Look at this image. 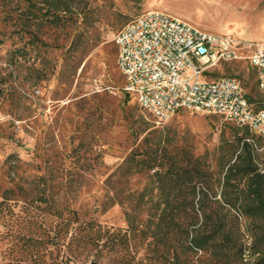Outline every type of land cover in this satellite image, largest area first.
Segmentation results:
<instances>
[{"label":"rangeland","instance_id":"rangeland-1","mask_svg":"<svg viewBox=\"0 0 264 264\" xmlns=\"http://www.w3.org/2000/svg\"><path fill=\"white\" fill-rule=\"evenodd\" d=\"M33 2L0 0V197L11 191L34 206L74 209L82 221L124 232L128 213L137 224L154 217L161 187L176 192L182 207L194 202L195 220L187 208L181 213L192 221L190 231L204 224L228 234L224 249L194 252L192 264L262 262L264 218L245 209L256 202L258 175L264 202V141L248 154L243 139L251 134L217 114L180 113L158 122L123 91L114 38L137 16L161 11L202 32L264 42V0ZM212 72L240 78L254 101H264L250 64ZM130 154L150 156L164 171L178 162L198 176L175 184L158 183L155 171L131 176L124 164ZM236 164L240 171L230 175ZM248 168L256 171L247 175ZM151 258L141 252L137 262Z\"/></svg>","mask_w":264,"mask_h":264},{"label":"trees","instance_id":"trees-1","mask_svg":"<svg viewBox=\"0 0 264 264\" xmlns=\"http://www.w3.org/2000/svg\"><path fill=\"white\" fill-rule=\"evenodd\" d=\"M25 1L33 7V0ZM43 46L47 45L44 43ZM247 98L257 109L264 110V101H254L248 92ZM239 129L251 134L243 137V146L250 154V147H256L257 140L261 139L248 127ZM124 164L130 166L128 175L131 176L155 171L153 177L162 184H175L187 178L191 181L198 176L196 168H182L178 162L166 171L161 170L155 162L150 163V156L139 158L130 154ZM238 171L240 167L236 164L229 173ZM245 171L250 175L256 170L248 168ZM257 177V186L252 192L256 202L249 203L245 212L252 218H264L260 180L263 176ZM226 179L229 183L231 177L227 175ZM157 191L159 203L154 217L151 214L146 222L137 224L128 213L124 232H112L95 221H82L74 209L34 206L10 196L11 191H7L0 197V264H140L137 258L141 252L145 257L152 256L150 264H192L190 258L194 252H207L218 247L224 249L229 237L222 226L208 231L202 224L190 231L192 221L191 225L185 223L181 213L187 208L189 219L195 220L198 215L194 202H187L182 207L177 203L179 195L176 192L168 195L161 187ZM191 195L196 196L195 189ZM107 244L111 245V250H106ZM255 264H264V259Z\"/></svg>","mask_w":264,"mask_h":264},{"label":"built area","instance_id":"built-area-1","mask_svg":"<svg viewBox=\"0 0 264 264\" xmlns=\"http://www.w3.org/2000/svg\"><path fill=\"white\" fill-rule=\"evenodd\" d=\"M114 43L123 91L158 122L179 113L217 114L264 141V110L247 98L243 81L210 77L223 64L245 62L264 94V42L202 32L176 16L147 11L121 28Z\"/></svg>","mask_w":264,"mask_h":264},{"label":"crops","instance_id":"crops-1","mask_svg":"<svg viewBox=\"0 0 264 264\" xmlns=\"http://www.w3.org/2000/svg\"><path fill=\"white\" fill-rule=\"evenodd\" d=\"M235 63H245V62H235ZM248 64V63H247ZM254 70V69H253ZM255 71V70H254ZM255 73H256V71H255ZM260 91V90H259ZM261 92V91H260ZM180 114V113H179Z\"/></svg>","mask_w":264,"mask_h":264}]
</instances>
